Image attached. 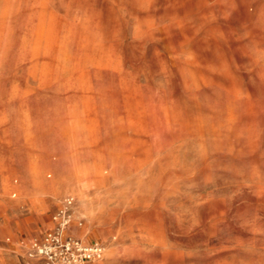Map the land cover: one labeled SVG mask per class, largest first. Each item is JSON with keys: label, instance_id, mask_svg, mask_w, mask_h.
Here are the masks:
<instances>
[{"label": "rangeland", "instance_id": "374dc122", "mask_svg": "<svg viewBox=\"0 0 264 264\" xmlns=\"http://www.w3.org/2000/svg\"><path fill=\"white\" fill-rule=\"evenodd\" d=\"M0 183L96 264H264V0H0Z\"/></svg>", "mask_w": 264, "mask_h": 264}, {"label": "crops", "instance_id": "0c3cea01", "mask_svg": "<svg viewBox=\"0 0 264 264\" xmlns=\"http://www.w3.org/2000/svg\"><path fill=\"white\" fill-rule=\"evenodd\" d=\"M32 190H35V187L30 189L29 197L27 195L20 201L28 211L29 216H24L16 209L17 202L10 200L8 194L4 193L0 183V192L3 194L0 199V264H35V260L28 256V248L32 241L40 238L50 228L51 217L62 204L53 189L43 187L42 193L45 195L42 197V204L37 205V199L30 196ZM49 207L51 214L40 216V212L43 209L49 210ZM74 215L78 218V211L75 210ZM71 233L83 239L95 236L94 233H86L85 227L77 228L74 225L71 227Z\"/></svg>", "mask_w": 264, "mask_h": 264}, {"label": "built area", "instance_id": "2783aa9c", "mask_svg": "<svg viewBox=\"0 0 264 264\" xmlns=\"http://www.w3.org/2000/svg\"><path fill=\"white\" fill-rule=\"evenodd\" d=\"M74 201L65 199L51 217V226L31 245L28 256L35 264H93L104 254L103 245L95 239H83L71 233ZM77 228H82L78 221Z\"/></svg>", "mask_w": 264, "mask_h": 264}]
</instances>
